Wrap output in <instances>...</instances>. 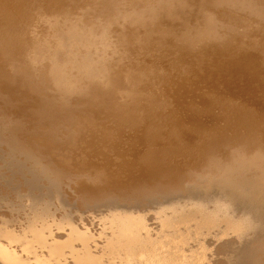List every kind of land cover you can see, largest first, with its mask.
Returning <instances> with one entry per match:
<instances>
[{"label":"bare ground","instance_id":"obj_1","mask_svg":"<svg viewBox=\"0 0 264 264\" xmlns=\"http://www.w3.org/2000/svg\"><path fill=\"white\" fill-rule=\"evenodd\" d=\"M103 6L110 10L107 25L87 16ZM229 10L246 13L240 28ZM101 38L126 49L113 64L104 59L92 70L84 48ZM66 43V63L53 59L56 50L39 64L44 46ZM19 82L27 91L38 84L51 92L36 100L39 118L73 124L80 144L94 145L78 152L88 164L83 169L95 176L83 186L93 193L141 175L176 182L184 158L213 169L225 165L221 156L232 164L257 135L264 144V0H0V88L12 92ZM77 95L85 102L76 100L74 110L70 98ZM229 132L239 139L233 149ZM261 147L255 146L258 157H264Z\"/></svg>","mask_w":264,"mask_h":264},{"label":"rangeland","instance_id":"obj_2","mask_svg":"<svg viewBox=\"0 0 264 264\" xmlns=\"http://www.w3.org/2000/svg\"><path fill=\"white\" fill-rule=\"evenodd\" d=\"M228 12L230 22L240 28L246 13ZM109 13V7L103 6L102 10L93 8L87 16L107 25ZM70 48L68 43L44 46L39 64H46L48 52L56 50L53 59L66 63ZM84 49L87 65L95 70L104 59L106 64L116 62L126 48L101 38ZM41 75L43 81V72ZM33 78L25 79L24 84ZM19 83L14 92L0 88V264H128L122 260L124 256L154 264H264V157L254 154L259 150L255 146H264L259 135L232 164H227V156H221L225 165L214 169L184 158L187 163L180 164L177 183L150 180L146 175L140 179L137 173L139 180L133 184L123 178L125 184L119 188L93 193L83 186L91 185L95 176L83 169L88 164L78 152L83 146L91 151L94 145L82 146L73 124L39 118L41 108L36 100L51 97V92L38 84L27 91ZM23 96L32 104L24 106ZM74 96L70 103L76 110L77 101L84 103L85 99ZM13 102L19 106L11 105ZM229 134L233 149L239 139L233 132Z\"/></svg>","mask_w":264,"mask_h":264}]
</instances>
